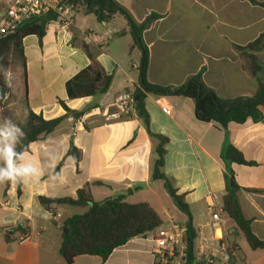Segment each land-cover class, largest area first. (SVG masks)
Returning <instances> with one entry per match:
<instances>
[{
    "label": "crops",
    "instance_id": "0c3cea01",
    "mask_svg": "<svg viewBox=\"0 0 264 264\" xmlns=\"http://www.w3.org/2000/svg\"><path fill=\"white\" fill-rule=\"evenodd\" d=\"M114 1L137 25L151 13L160 16L141 33L149 84L177 88L202 70L203 83L220 99L254 95L257 82L247 73V60L236 47L264 34V0ZM1 14L2 10L0 19ZM83 43L112 81L101 95L70 99L65 83L90 63ZM22 45L24 67L15 66L4 79L7 92L0 105V124L9 119L20 127L27 109L46 120L63 116L58 100L71 110L86 111L78 120L65 116L24 152L26 159L18 163L37 167L38 181L0 184V264H67L59 253L63 223L87 207L47 208L38 197L75 199L85 186L96 202L123 195L129 204H148L161 219L160 227L171 223L185 227L187 217L177 209L163 181L151 179L158 140L148 135L135 115L106 119L118 112L114 96L140 80L142 51L126 19L117 13L107 22H98L77 5L70 26L49 22L40 44L35 36H28ZM247 53L264 64V49ZM143 104L150 133L166 138L163 173L189 208L197 258L206 264H229L225 245L235 240L243 264H264V250H251L247 243L242 247L240 242L245 240L222 212L225 175L230 170L239 187L236 199L241 213L253 235L264 242V123L231 122L224 130L215 122L197 120L193 101L181 95L146 93ZM71 139L81 152L78 164L66 156ZM225 141L253 165L225 161ZM215 213L221 221L219 230L211 226ZM24 232L30 239L19 243ZM221 239L227 242L222 244ZM70 264L102 261L98 256L79 255ZM103 264H155L151 243L145 236L135 237L113 250Z\"/></svg>",
    "mask_w": 264,
    "mask_h": 264
},
{
    "label": "trees",
    "instance_id": "16d2710c",
    "mask_svg": "<svg viewBox=\"0 0 264 264\" xmlns=\"http://www.w3.org/2000/svg\"><path fill=\"white\" fill-rule=\"evenodd\" d=\"M69 1L74 6H83L85 12L93 14L98 22H107L118 13L131 25L134 42L142 51L140 80L135 85L133 94L134 115L143 121L148 135L158 140L150 171L151 179L163 181L164 187L175 206L187 217L183 237L185 264H206V261L196 256V230L192 225L189 208L183 201V196L177 194L170 180L163 173L166 138L150 133L143 100L146 93L181 95L193 101L194 114L197 120L205 123L215 122L224 130L231 122L241 124L250 120L254 123H264V114L261 112V109H264V64L260 63L252 53H247V51L257 52L264 49V34H261L244 47H236L241 52V56L247 60V73L257 82L254 95L248 98L220 99L203 83L202 70L191 76L184 85L177 88L156 86L146 81L147 49L142 43L141 33L160 17L158 14L151 13L141 24L137 25L133 22L129 13L114 0ZM52 21H58V19L50 14L39 18H31L23 22L14 33L0 38L1 106L4 103V94L7 92L4 79L10 66L17 59L20 65L24 67L23 39L28 36H35L40 44L45 34L46 25ZM82 50L90 63L65 83L67 97L70 99L101 95L106 92L112 81V76L104 72L86 43L82 44ZM58 104L64 110L65 115L49 120L27 109V118L20 126L25 133V137L17 144V152H28L31 143L36 142L42 136L50 134L65 116L70 115L73 119L78 120L86 111L71 110L62 100H58ZM122 118L124 117H120V119ZM66 156H70L75 164H78L81 159V152L73 145L72 139ZM223 158L228 162L253 165V162L245 160L242 154L226 141L223 146ZM62 164L63 160L58 163L55 172L60 169ZM225 178L226 194L222 198V212L231 220L234 229L242 236L251 250H264V242L253 235L249 221L241 213L236 199V192L239 187L235 183L230 170H227ZM5 183L8 184V182ZM18 193H20L19 190ZM38 200L47 208L50 205L87 207V211L72 215L63 223V227H66L67 231L61 232L59 253L67 264H70L79 255L98 256L103 264L113 250L123 246L135 237H144L162 224L158 214L148 204H129L124 201L123 195L107 197L96 202L89 194L87 186L78 189L75 199L38 197ZM51 214L54 215V212L52 211ZM10 234L11 232H7V238ZM220 242L223 244L227 241L221 239ZM235 251L237 255H232V252ZM225 254L229 264H243L245 262L234 242L225 245Z\"/></svg>",
    "mask_w": 264,
    "mask_h": 264
},
{
    "label": "built area",
    "instance_id": "2783aa9c",
    "mask_svg": "<svg viewBox=\"0 0 264 264\" xmlns=\"http://www.w3.org/2000/svg\"><path fill=\"white\" fill-rule=\"evenodd\" d=\"M74 5L69 0H5V8L0 19V38L14 33L18 27L28 19L39 18L45 15H54L64 26L72 24ZM134 84L117 93L113 104L117 113L108 115L107 120L130 118L134 115ZM211 226L220 229L221 221L217 213L212 215ZM185 227L171 223L168 227H158L145 235L151 243V252L155 264H185V245L183 237ZM30 234L24 232L18 242H26Z\"/></svg>",
    "mask_w": 264,
    "mask_h": 264
},
{
    "label": "clouds",
    "instance_id": "9594fccd",
    "mask_svg": "<svg viewBox=\"0 0 264 264\" xmlns=\"http://www.w3.org/2000/svg\"><path fill=\"white\" fill-rule=\"evenodd\" d=\"M24 137L23 129L11 120L5 119L4 123L0 124V184L39 180L41 172L37 167L32 163H18L26 159L24 152L16 151L17 144Z\"/></svg>",
    "mask_w": 264,
    "mask_h": 264
},
{
    "label": "rangeland",
    "instance_id": "374dc122",
    "mask_svg": "<svg viewBox=\"0 0 264 264\" xmlns=\"http://www.w3.org/2000/svg\"><path fill=\"white\" fill-rule=\"evenodd\" d=\"M4 8H5V0H0V11L3 10ZM89 26H90V23L89 22L86 23V27L88 28ZM17 65H20V62H19V60L16 59L12 63V65L10 66L9 70L10 69H13ZM77 211L80 212V213L82 212L81 210L80 211L77 210ZM217 235H219V232H217ZM233 242L235 243V245H237V243L235 242V240L231 241L230 243H233ZM240 244H241L242 247H245L246 246V242L245 241L240 242Z\"/></svg>",
    "mask_w": 264,
    "mask_h": 264
},
{
    "label": "water",
    "instance_id": "95a60500",
    "mask_svg": "<svg viewBox=\"0 0 264 264\" xmlns=\"http://www.w3.org/2000/svg\"><path fill=\"white\" fill-rule=\"evenodd\" d=\"M67 231V228L66 227H63L62 228V232H66Z\"/></svg>",
    "mask_w": 264,
    "mask_h": 264
}]
</instances>
